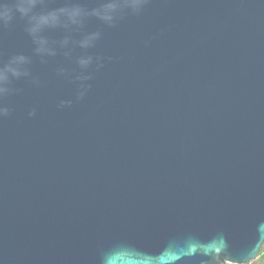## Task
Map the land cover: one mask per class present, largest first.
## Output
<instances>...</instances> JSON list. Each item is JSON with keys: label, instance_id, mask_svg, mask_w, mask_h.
I'll list each match as a JSON object with an SVG mask.
<instances>
[{"label": "water", "instance_id": "95a60500", "mask_svg": "<svg viewBox=\"0 0 264 264\" xmlns=\"http://www.w3.org/2000/svg\"><path fill=\"white\" fill-rule=\"evenodd\" d=\"M263 241L264 0H0V264Z\"/></svg>", "mask_w": 264, "mask_h": 264}, {"label": "trees", "instance_id": "16d2710c", "mask_svg": "<svg viewBox=\"0 0 264 264\" xmlns=\"http://www.w3.org/2000/svg\"><path fill=\"white\" fill-rule=\"evenodd\" d=\"M226 264H230V263H226ZM244 264H264V241L259 249L256 258L253 261Z\"/></svg>", "mask_w": 264, "mask_h": 264}]
</instances>
